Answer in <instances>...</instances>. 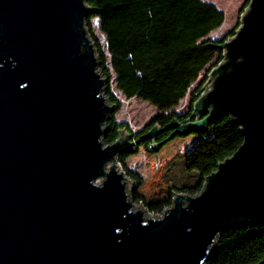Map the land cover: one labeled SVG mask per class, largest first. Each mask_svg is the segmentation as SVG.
Returning a JSON list of instances; mask_svg holds the SVG:
<instances>
[{
  "label": "water",
  "instance_id": "1",
  "mask_svg": "<svg viewBox=\"0 0 264 264\" xmlns=\"http://www.w3.org/2000/svg\"><path fill=\"white\" fill-rule=\"evenodd\" d=\"M93 12L86 0H0V264H205L221 232L264 224V0H250L220 44L189 118L139 137L122 128L111 144L116 106L86 25ZM224 116L240 126V147L200 193L146 215L118 155Z\"/></svg>",
  "mask_w": 264,
  "mask_h": 264
},
{
  "label": "trees",
  "instance_id": "2",
  "mask_svg": "<svg viewBox=\"0 0 264 264\" xmlns=\"http://www.w3.org/2000/svg\"><path fill=\"white\" fill-rule=\"evenodd\" d=\"M94 12L86 18L90 36L94 41L99 61V70L107 79L105 95L115 110L105 122L103 140L111 144L119 137V130L131 131L126 122H118L115 113L121 107L120 99L110 88V80L127 99L138 98L156 106L159 112L152 118L145 130L158 125L164 127L178 117L174 108L185 98L193 83L208 65L216 66L224 59L222 40H214L211 32L222 26L225 13L213 2L205 0H136L137 11L125 17L116 14L130 0H86ZM250 0L246 1L248 5ZM98 20L105 42L101 43L92 28V19ZM235 31L228 34L234 35ZM215 60V62H214ZM213 66V67H214ZM212 69V68H211ZM205 82V81H204ZM204 82L191 90V104L201 95ZM224 119L232 130V142L215 159V167L203 173L195 185L177 188L191 195L200 193L206 176L217 169L218 163L232 156L244 141L240 126L230 116H224L209 124L203 132L208 133L214 123ZM173 129L163 130L156 137L159 141L172 134ZM132 132V131H131ZM196 130L192 133H200ZM133 133V132H132ZM190 133V134H192ZM184 134H177L181 136ZM152 139L141 144L150 145ZM129 152L118 155L124 164ZM125 172L140 185V177L126 167ZM176 192L168 198L155 202H145L151 212H162L173 204ZM132 196L136 202L144 201L138 189ZM264 260V224L231 227L220 233L215 248L210 252L205 264H259Z\"/></svg>",
  "mask_w": 264,
  "mask_h": 264
},
{
  "label": "rangeland",
  "instance_id": "3",
  "mask_svg": "<svg viewBox=\"0 0 264 264\" xmlns=\"http://www.w3.org/2000/svg\"><path fill=\"white\" fill-rule=\"evenodd\" d=\"M213 2L225 13V20L221 27L211 32L212 39L227 40L239 30L242 24L243 13L248 8L247 0H205ZM138 2L130 0L129 3L117 11L116 14L120 17H125L137 11ZM92 28L101 43L105 42V36L101 33L98 20L92 19ZM235 31L234 35L228 36L229 33ZM215 62V60H214ZM208 67L201 72L198 79L193 83L192 87L187 92L179 104L174 108L179 114H188L191 108L194 110V105L191 104V90L201 82L203 83L209 77L211 68ZM110 80V88L114 94L120 99L121 107L115 113V119L118 122H126L133 134L137 135L145 130L152 118L159 112L156 106L148 101L131 98L127 99L120 93L113 82ZM201 117V116H200ZM197 116H193V119ZM128 129L123 130L122 135L132 133ZM233 134L228 124L224 119L214 123L211 131L205 133H188L181 136H174L166 142L158 144V148L151 147L148 144H140L134 147L127 155L125 163L117 161V169L124 173V176L129 177L128 192L132 195L134 189H138V193L142 195L144 201L135 202V204L146 211V215L151 214L150 210L146 209L145 202H155L164 198H168L172 192L186 193L178 191L186 185H195L200 181L203 173L212 170L215 167V159L222 155L223 150L232 142ZM155 142H161L157 138H153ZM153 139L151 143H153ZM126 167L136 173L141 184L138 185L125 170ZM102 177L97 179L101 183ZM132 186L135 188L131 191ZM189 194V193H187ZM157 214V213H156Z\"/></svg>",
  "mask_w": 264,
  "mask_h": 264
},
{
  "label": "built area",
  "instance_id": "4",
  "mask_svg": "<svg viewBox=\"0 0 264 264\" xmlns=\"http://www.w3.org/2000/svg\"><path fill=\"white\" fill-rule=\"evenodd\" d=\"M210 72H211V71H210ZM210 76H211V75L209 74V77H210ZM209 77L206 78L205 82H207V80L209 79ZM205 82H204V84H205ZM207 83H209V86H210V88H211V83H212V81L209 80ZM210 88H209V89H210ZM206 90H207V89H206V86H204L201 94H203L204 91L206 92ZM146 209H148V208H146ZM148 210H149V209H148ZM163 212H164V210H163L162 212H150V213L153 214V215H155V216L161 217V216H163ZM156 213H157V214H156Z\"/></svg>",
  "mask_w": 264,
  "mask_h": 264
},
{
  "label": "flooded vegetation",
  "instance_id": "5",
  "mask_svg": "<svg viewBox=\"0 0 264 264\" xmlns=\"http://www.w3.org/2000/svg\"><path fill=\"white\" fill-rule=\"evenodd\" d=\"M142 132V131H141Z\"/></svg>",
  "mask_w": 264,
  "mask_h": 264
}]
</instances>
